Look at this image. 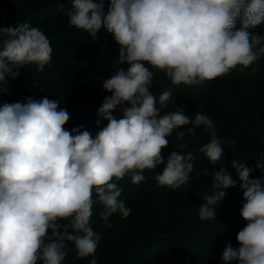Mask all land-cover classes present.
I'll use <instances>...</instances> for the list:
<instances>
[{"label": "clouds", "instance_id": "obj_1", "mask_svg": "<svg viewBox=\"0 0 264 264\" xmlns=\"http://www.w3.org/2000/svg\"><path fill=\"white\" fill-rule=\"evenodd\" d=\"M66 14L93 41L104 29L119 45L117 67L102 85L111 95L97 109V127L101 120L107 124L95 136L83 125L69 131L67 109L47 96L0 105V264H64L69 243L77 258L92 255L103 235L90 226L94 205L102 206L99 218L107 228L114 214L126 219L132 211L114 179L131 174L138 185L145 169L162 165L155 175L159 186L176 190L187 184L193 153L173 150L166 161L162 157L173 130L191 125L187 134L196 136L203 126L210 139L199 151L211 164L221 160L223 147L209 116L197 112L193 119L181 107L161 115L157 104L166 108L172 92L163 91L157 103L150 91L154 73L146 64L166 73L173 85L192 86L233 69L258 71L264 57V34L250 31L264 23V0H110L107 14L104 0H71ZM52 52L39 27H0V92L9 93L8 79L25 66L42 71ZM118 106L119 119L112 115ZM184 137L177 131L178 140ZM254 167L264 173V157ZM232 168L243 190L246 225L236 236L239 247L227 243L222 259L264 264V177L250 178L253 168L240 159ZM211 178L213 191L198 210L202 221L216 219V206L237 184L224 167Z\"/></svg>", "mask_w": 264, "mask_h": 264}, {"label": "trees", "instance_id": "obj_2", "mask_svg": "<svg viewBox=\"0 0 264 264\" xmlns=\"http://www.w3.org/2000/svg\"><path fill=\"white\" fill-rule=\"evenodd\" d=\"M56 1L61 3L65 2L66 0H23L21 12L17 15H11L7 9L3 10L2 6H0V27H8L10 22L24 23L30 20H38V22H42V11L53 8L54 2ZM107 7L106 5H104V10L106 9V12L108 10ZM59 9L60 8H54V11L52 13L53 15L51 17L49 16V18H52L57 22H61V25L64 28L68 27L79 31L80 34H78L72 42H77L78 47L72 50L70 56L67 54L64 47L66 43L64 40V36L65 34L70 33L67 30H60L61 34L59 35H47L53 49L51 61L47 65H45L44 69L40 72L36 70L37 65L35 64L25 66V75H27L25 77V81L19 82L21 83V85H19V88L16 87L15 89L16 91L21 89L23 102H25L30 97L39 100L47 96L50 100H58L60 102V106L66 108L67 111H70L69 109H72L74 106L77 107V112L73 114V116L69 114L70 119L67 122L69 128H75L82 125L81 123L83 121H85L88 125L93 124L94 122L96 123L98 119L97 109L101 106L104 97L106 95H111V93H108L103 89L102 85L104 79L108 78L117 67V58H119V45L115 42L113 35L111 33H108L104 29H101L98 32L97 39L93 41L88 32L71 26L68 23L69 18L66 14L67 11L71 9V2H69V7L65 8L66 10ZM251 31L253 32L254 30ZM253 33H257L256 29ZM258 33L264 34V29H260ZM93 63H99L108 72L104 74L103 72H101L100 74H98L99 72H96V70L94 72H85L81 69V67H85L86 69L88 65H91ZM258 64L262 68H264V57H262L258 61ZM119 66L126 68L128 65L124 64ZM146 67H149V70L154 72V69L150 65H147ZM251 68L252 67H249L245 70L247 74L241 73L238 69H233L229 74L210 80L209 83L192 86H187L184 84L173 85L171 83V80L167 77L166 73L156 70L157 74L154 76L155 78L152 81V86H150V91L156 98V100H158L163 91L171 90L172 94H175V97L191 101L189 105L191 107L190 110H193V108H197V103L213 104L214 102H216L221 110L225 114H227L232 123L234 131L236 132V134H238L240 138L239 140L243 144V147H246L247 144L245 138L242 137V130L248 127L249 124L253 123L256 119H261V117L264 115V105L260 103V100L257 101L256 104H254V100L251 105L246 106L250 101H252V99L256 98V95L258 93L256 94L254 90L241 92L238 90V88L235 87V84H239L242 79H246L249 77V74L251 73L250 71H252ZM30 75L31 77H36V81L41 85L42 89L39 90V88L35 86H29L30 84L27 86V83L29 82V80H27V77H29ZM45 83L55 87V89L51 90L50 88H44L43 86L45 85ZM11 91L13 90H10V92ZM2 94L0 92V95ZM120 108L121 106H118L117 109L112 113V115L117 119H119L120 117L122 118L123 115ZM172 110V112L177 111L176 109ZM167 111V108L160 109L161 115L166 114ZM190 112L192 113L193 111ZM205 113L207 114V112ZM86 116L94 119L87 117L88 119L86 120ZM87 124L85 126L86 128H88ZM106 124L107 121L101 120V127L106 126ZM190 126L191 125L182 126L180 129L173 130V132L177 133V131H185ZM69 131L71 130L69 129ZM196 133V136H191L189 138L193 144L199 143L200 147H202L209 141V133L204 130L203 126L197 128ZM167 139H169V145H171V147L176 150V147L171 144V136L167 137ZM220 142L222 144V147L228 146L222 140H220ZM180 145H185V147H188L186 142H181ZM246 149L249 150L250 148L246 147ZM257 149L256 155H258L257 157L259 159V157H263L264 155L263 139L259 141ZM190 150H193L192 147L190 148ZM171 152L172 150L166 148L162 150V157L165 159V161ZM197 154L201 157H204L203 153H201L199 150L197 151ZM216 168L219 169V167ZM162 169L163 166L161 165L158 166L156 170L148 171L147 174H149L151 178H148L147 181L149 182V184L147 186L149 188H152L149 192L146 193L136 188L134 190L135 195H133L132 193L130 195H123L120 197V199L124 200L125 203L139 204L151 197L152 199L158 200H162L163 197H168L174 203L181 205L185 209H191L198 215L199 206L204 202V196L206 194H211V192L213 191L211 186L204 184V182L200 179L195 180L193 172H191L190 180L188 182L190 183L189 187H185L184 185H182L176 190H172L167 187H161L156 182L155 175L158 172L162 171ZM260 174L261 177H264V173L261 172ZM127 179L128 177L125 176L121 180L127 181ZM121 180L116 181L114 179L113 182H116L118 186H120ZM147 186H145V188L148 189ZM93 198L95 199L94 196ZM98 206L102 208L101 205ZM218 207L224 209L223 207L227 208L229 206H227V203L222 200L220 204H218ZM239 210L241 211V209ZM240 215L241 213L239 212H233L232 214H230L231 218H235L232 223L215 222V225L224 229L228 228L227 230H230L231 232L233 231L235 234H237L246 225V221L242 218V216L239 217ZM216 216L219 217L218 214ZM142 218L143 220L139 221L133 219H131V221H127L126 219L123 221V227H125V229L129 231V233L132 232L134 234L133 236H135V238L133 239L135 241V245L138 244L137 248H139L141 245V247H143L142 250L138 252V254L130 259V261H133L132 263H136L144 257H147L148 259L157 258L158 255H155L152 250L156 247H161V245H164V243L166 244V240H168V238L170 237L169 236L168 238H166L167 235H169V233H172V231L176 229H180L179 225H175V222L177 220L167 219L171 217L166 216L165 212L156 211L155 213H153L146 211V213L142 215ZM92 221L93 220H90V226L94 230L96 225ZM172 239H174V236ZM183 239H188V237H184ZM99 243L101 244V246L97 247L98 251L101 247H103V243ZM123 243H125V248L130 247V242L128 244L126 240H124ZM217 246L218 245H216L214 248L216 249L219 247ZM215 249L213 250V248L210 247L202 250L201 253H191L186 258L189 261L196 257L210 254L212 251H215ZM89 260L90 259L88 257L77 258L74 244H68V255L65 258L66 263L64 264H90Z\"/></svg>", "mask_w": 264, "mask_h": 264}, {"label": "rangeland", "instance_id": "obj_3", "mask_svg": "<svg viewBox=\"0 0 264 264\" xmlns=\"http://www.w3.org/2000/svg\"><path fill=\"white\" fill-rule=\"evenodd\" d=\"M70 0H66L65 2H54L53 8L43 10L41 14L42 16V22L37 21H27L24 23H29L30 25L34 27H39L42 32L47 36L49 34H61L60 30H67L70 33L65 34L64 40H65V50L67 54L70 56L72 53V50L76 47H78V43H72L74 38L78 34H80L79 31L71 29V28H64L61 25V22H57L51 17L54 11V8H59V4H63L64 8L69 7ZM110 0H104V5L106 7H109ZM0 6H2V9H7L11 15H17L20 14L21 8L23 6V0H0ZM107 7V8H108ZM59 10H62L61 8ZM66 10V9H65ZM105 14H107L106 9L104 10ZM8 13V14H9ZM34 20V19H33ZM19 23L10 22L9 26L15 27ZM256 32L260 29H264V23L257 26ZM255 29H250L254 30ZM263 33V32H262ZM260 34V33H259ZM103 54V53H102ZM119 54V52H118ZM115 60V59H113ZM119 60V58H117ZM74 66V65H71ZM147 66V64H146ZM84 68V69H83ZM127 68V67H126ZM82 70L85 72H101L106 73L108 72L105 70L99 63H93L91 65H88L87 68L81 67ZM252 70V68H251ZM21 75L17 77L16 79H8V88L10 93H4L0 95V105L3 103H14V102H21L23 103L22 96H21V89L16 91V87L19 88V85L24 82L26 71L25 68L21 69ZM249 77L246 79H242L239 84H235V87L238 88L239 91H252L254 90L256 92V98L252 99L246 106H249L253 103H257V101L260 100V103L264 105V68H262L259 65L258 71H250ZM112 73V72H111ZM154 76L157 74V71L154 69ZM96 74V73H94ZM153 76V79L155 78ZM27 80L29 82L27 83V86L37 87L40 89L41 85L36 81V77H27ZM16 82V83H14ZM205 83H209V81H205ZM44 88H50L51 90H54L55 87L48 85L45 83L43 86ZM74 94V93H73ZM175 94H172V97L167 105V112H172V109H177V107H181L184 109V112L186 115L190 116V118L194 119V116L197 112H202L209 116L210 119L213 120L215 126H216V132L218 138L222 140L224 143H226L228 146L223 147V155L220 161L217 162V164H211L205 157H201L197 154V151L200 148V144H193L192 141L189 139L191 136L187 134V129L185 132V137L183 139H177L175 132L171 134V144L176 147L175 151L182 152L184 154H187L189 152L193 153L194 160L193 163V175L194 179H200L204 182V184H207L211 186L212 184V178L211 174L219 171L220 167H224L228 173L232 176L234 180L237 181V184L235 187H231L226 190V196L223 199L227 203V208L223 207L224 209H221V207L216 206V215L218 214L219 217L216 216V219H210L207 221H202L199 219V216L193 212L191 209H185L181 205L174 203L172 200H170L168 197H163L162 200L158 199H152L149 198L145 200L144 202H141L139 204H129L125 203L127 207H130L132 209L131 214L126 218V220L131 221L133 220H143L142 215H144L147 212H153L161 211L165 212L166 216H170L171 218H167L169 220L176 219L175 225H179L180 229H176L172 231V233H169L166 238V244L161 245V247H156L152 251L155 255H158L155 259H148L147 257L141 258L136 263H132L133 261H130L132 257H134L140 250H142L143 247L137 248L138 244L135 245V241L133 238L134 234L132 232L129 233L123 227L124 220L120 217L119 214H114L112 217H110L109 222L113 225L111 228H107L103 221L99 218V212L102 210L98 204L94 205L93 207V215L91 217L92 222L96 225L94 228V231L96 232H102V239L100 242L103 243V247L99 249V251L96 249V251L88 256L89 263L93 256L98 258V264H225V261L222 259V254L225 248V245L229 242H231L232 246L234 248L239 247L238 241L236 240L237 234H235L233 231L227 230L228 228L224 229L222 227H217L215 225V222H226V223H232L235 218H231L230 214L233 212H239L241 211L239 209H242L244 205V199H243V190L240 188V181L238 178V175L235 171V169L232 168V161L234 159H240L241 161L246 163L247 167L253 168V171L250 173V178H261V170L255 168V164L258 160V155H256V149L258 146V143L261 139L264 141V115L261 117V119H256L253 123H250L248 127L243 129L242 131V137L246 140V147H249L250 149L247 150L246 147H243V144L239 140L238 134L233 129L232 123L230 119L228 118L227 114H225L221 108L218 106L216 102L212 103H200L196 105L197 108H193V110H190L191 107L189 106L191 101L190 100H183L178 97L174 96ZM159 100V99H158ZM157 100V103H158ZM189 106V107H188ZM157 108L161 109L159 104H157ZM172 108V109H171ZM68 113L73 116L77 111V107H73L72 109H69ZM190 111H193L192 113ZM82 112V111H81ZM83 113V112H82ZM91 118L89 116H86V120L88 118ZM121 118V117H120ZM94 119V118H91ZM84 127L86 126V122L83 121L81 123ZM88 125V124H87ZM65 128L67 130H72L73 128L68 127V123L65 125ZM102 128L101 126L97 127L96 123L89 124L88 128L85 127L86 130L91 132L93 136H95L96 132ZM181 142H186L188 147H180ZM192 147L193 150H190ZM166 149L174 150L171 145H169ZM198 149V150H197ZM258 150V149H257ZM243 155H242V154ZM240 154V155H239ZM170 155V154H169ZM264 157V155H263ZM216 167H219L216 168ZM207 169L209 175L204 176L203 171ZM148 169H145L143 171V175H145V180L141 182L140 184L136 185L131 182V174L126 175L128 177L127 181L121 180L120 187L123 189L121 196L123 195H130L131 193L135 195V189L138 188L140 191L143 192H149L152 188H149L147 185L149 182L147 181L150 177L148 173ZM151 178V177H150ZM190 183L185 184V187H189ZM145 186L148 187L145 188ZM212 193V192H211ZM93 196L95 197V192H93ZM152 196V195H150ZM101 208V209H100ZM230 211V212H228ZM241 217V215L239 216ZM160 219H166V218H160ZM134 222V221H133ZM170 222V221H169ZM168 222V223H169ZM183 229V231H182ZM127 232V233H126ZM174 236V239H172ZM184 237H188V239H183ZM126 240V242L129 244L130 247L125 248V243L123 241ZM192 240V241H191ZM190 241V242H189ZM189 242V243H188ZM120 244V245H119ZM123 244V245H122ZM216 245H218V248H214ZM101 246V244H98V247ZM212 247L213 250L210 254L202 255L199 257H196L192 260H189L186 258L191 253H201L202 250H205L207 248ZM95 254V255H94ZM147 254V253H146ZM145 254V255H146ZM127 261V263H126ZM192 262V263H189ZM64 263H66L64 261ZM230 264H238L236 261L230 262Z\"/></svg>", "mask_w": 264, "mask_h": 264}]
</instances>
